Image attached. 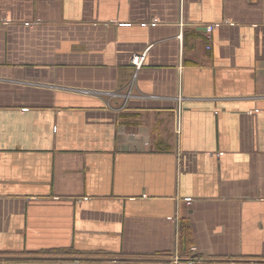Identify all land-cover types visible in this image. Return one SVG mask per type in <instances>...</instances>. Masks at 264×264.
Wrapping results in <instances>:
<instances>
[{"label": "crops", "instance_id": "0c3cea01", "mask_svg": "<svg viewBox=\"0 0 264 264\" xmlns=\"http://www.w3.org/2000/svg\"><path fill=\"white\" fill-rule=\"evenodd\" d=\"M0 264H264V0H0Z\"/></svg>", "mask_w": 264, "mask_h": 264}, {"label": "built area", "instance_id": "2783aa9c", "mask_svg": "<svg viewBox=\"0 0 264 264\" xmlns=\"http://www.w3.org/2000/svg\"><path fill=\"white\" fill-rule=\"evenodd\" d=\"M213 29H214V25H208V26H206V31H207L208 34H210L213 31ZM145 58H146V53L132 55V57H131V63L134 66V69L135 70H139L142 67ZM178 98L181 100V97H178ZM195 249L196 248H194V247L191 248L192 251H195ZM178 257L179 256L175 254V256H174V261L175 262L178 261ZM186 261L188 263H196V262L200 263V262H202V259L200 257H197L195 259L192 258V259H188Z\"/></svg>", "mask_w": 264, "mask_h": 264}, {"label": "trees", "instance_id": "16d2710c", "mask_svg": "<svg viewBox=\"0 0 264 264\" xmlns=\"http://www.w3.org/2000/svg\"><path fill=\"white\" fill-rule=\"evenodd\" d=\"M180 232H181L182 238L185 239L186 244L188 245L189 244V238H188V236H189V229H188L187 225L182 226ZM47 253H49V254H61V255H63V254H67V255L76 254L73 250L57 251V252H52L51 251V252H47Z\"/></svg>", "mask_w": 264, "mask_h": 264}]
</instances>
